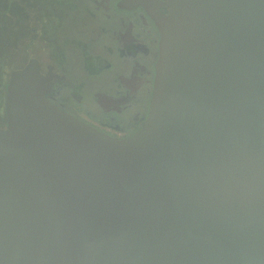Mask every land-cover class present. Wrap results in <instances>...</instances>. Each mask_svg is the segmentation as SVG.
<instances>
[{"label": "water", "instance_id": "water-1", "mask_svg": "<svg viewBox=\"0 0 264 264\" xmlns=\"http://www.w3.org/2000/svg\"><path fill=\"white\" fill-rule=\"evenodd\" d=\"M130 138L10 72L0 264H264V0H169Z\"/></svg>", "mask_w": 264, "mask_h": 264}, {"label": "flooded vegetation", "instance_id": "flooded-vegetation-1", "mask_svg": "<svg viewBox=\"0 0 264 264\" xmlns=\"http://www.w3.org/2000/svg\"><path fill=\"white\" fill-rule=\"evenodd\" d=\"M169 0H0L1 37L24 45L46 80V98L97 129L126 139L148 117ZM5 5H4V4ZM5 87L0 129L7 126ZM1 84V83H0Z\"/></svg>", "mask_w": 264, "mask_h": 264}, {"label": "rangeland", "instance_id": "rangeland-1", "mask_svg": "<svg viewBox=\"0 0 264 264\" xmlns=\"http://www.w3.org/2000/svg\"><path fill=\"white\" fill-rule=\"evenodd\" d=\"M4 4V3H3ZM5 5V4H4ZM1 6V4H0ZM27 56L24 45H15L12 41L7 38L1 37L0 40V107L3 108L5 87L2 85L3 82H7L9 73L13 68L20 66L23 61L22 58Z\"/></svg>", "mask_w": 264, "mask_h": 264}]
</instances>
